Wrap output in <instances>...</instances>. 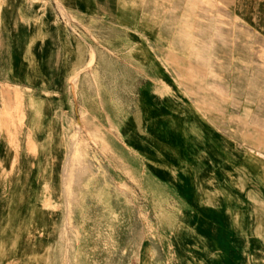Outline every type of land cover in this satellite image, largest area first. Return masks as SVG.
<instances>
[{
  "label": "crops",
  "instance_id": "0c3cea01",
  "mask_svg": "<svg viewBox=\"0 0 264 264\" xmlns=\"http://www.w3.org/2000/svg\"><path fill=\"white\" fill-rule=\"evenodd\" d=\"M82 123L102 144L79 145ZM128 170L136 201L200 220L198 246L170 226L160 241L151 207L136 264H185L179 248L207 245L214 264L223 249L228 264H264V0H0V264L86 259L73 235L102 205L127 215Z\"/></svg>",
  "mask_w": 264,
  "mask_h": 264
},
{
  "label": "rangeland",
  "instance_id": "374dc122",
  "mask_svg": "<svg viewBox=\"0 0 264 264\" xmlns=\"http://www.w3.org/2000/svg\"><path fill=\"white\" fill-rule=\"evenodd\" d=\"M62 15H65L64 12L59 9ZM224 19L230 20L229 10L223 9ZM240 33L243 31V27L239 26ZM224 30H229V28L224 25ZM241 75V74H240ZM251 78L250 84H257L256 79H253L255 74H248ZM242 76L246 77L247 74H243ZM228 79H230V74H227ZM138 74H128V88L127 92V105L126 113L131 114L135 113L136 105H135V89L133 87L134 80H137ZM248 80L241 81V84L247 85ZM240 88L239 95L240 96H261L262 88ZM230 90H228V93ZM116 108V113H119V106H112V110ZM172 128L176 129L182 125V122L174 120L172 123ZM90 127V126H89ZM96 129L100 128L97 125L94 126ZM119 131L121 134L128 133L127 126L121 123L119 125ZM80 136H79V145H98L102 144V139L97 136L92 135L89 131L88 126L85 123L80 125ZM126 130V131H125ZM161 132V131H160ZM161 138L166 139L161 134L159 135ZM127 136H123V139H127ZM71 137L68 135L66 137V145H69L71 142ZM92 157L97 161L98 158L95 155ZM80 160L85 165V160L87 159V155L83 154V157L80 156L75 158ZM100 172H103V169H99ZM165 173L166 170H161ZM127 171V177L131 185L122 186L127 191L126 200L123 201L127 206V215L125 217H120L118 215V211L114 210V207H103V202L97 201L96 204L102 205V210H96L93 217H89L91 227L89 233H76L74 234V238H78V241H82L88 239L89 246L88 249L80 250L81 252H85L86 259H82L80 256L79 264H136V254L137 247L139 242L146 237L147 234L151 235V216H150V208L152 207L154 218L153 220L158 222L159 224V238L160 241L165 240L166 237V226H170L173 229V233L171 238L175 241L176 245L181 246L184 243L189 244L190 246H198V242L201 239L200 234L195 231L200 229V220L197 217L188 216L185 210L179 208L176 202H172L168 204L166 200L159 201H144L138 202L135 200V188L142 190L139 184H134L136 181L134 177V173ZM136 175V174H135ZM139 177V174L136 175ZM108 187V186H107ZM165 192V189H164ZM170 207L171 213L174 210V216H165V212L167 207ZM179 210V211H178ZM87 217L83 216L82 221L80 222V230H85ZM121 222V225H119ZM146 231H143L144 229ZM195 229V230H194ZM193 242V245L190 243ZM100 246L104 247L103 254L101 253ZM189 260L185 264H190L191 261H195V264H199V257L206 258V264H214L215 260V250L214 248H209L207 245L204 248H192L190 252L187 250H183L179 248ZM178 251V250H177ZM228 250H222L223 261L228 264L229 262V253ZM188 252V253H187ZM179 253V251L177 252ZM84 260V262H82Z\"/></svg>",
  "mask_w": 264,
  "mask_h": 264
},
{
  "label": "bare ground",
  "instance_id": "6f19581e",
  "mask_svg": "<svg viewBox=\"0 0 264 264\" xmlns=\"http://www.w3.org/2000/svg\"><path fill=\"white\" fill-rule=\"evenodd\" d=\"M252 158V157H251ZM258 158V157H257ZM256 158V159H257ZM253 160H254V158H252ZM241 163V162H240ZM259 164V163H258ZM244 165V164H243ZM246 166V165H245ZM247 166H249V165H247ZM259 169V168H258ZM252 172V171H251ZM262 173V172H261ZM253 174V173H252ZM262 174H264V173H262ZM251 178V177H250ZM252 179V178H251ZM161 185H163V184H161ZM161 185H159L158 187H157V192L160 194L161 192H164V189H162V188H164L163 186H161ZM166 186V185H165ZM150 188V187H149ZM153 190H155V189H153ZM229 217V216H228ZM222 218V217H221ZM237 220H239V219H237ZM247 221V220H246ZM233 223V222H232ZM222 224H224V223H222ZM217 225V224H216ZM243 226V225H242ZM230 227H231V225H230ZM241 228H243V227H241ZM231 229V228H230ZM226 230H228V229H226ZM230 231V230H229ZM234 231H236L235 229H234ZM76 234V233H75ZM213 238V237H212ZM231 243V242H230ZM225 253H228L227 251L225 252ZM235 253V252H234ZM240 253V252H239ZM243 256V255H242ZM244 257V256H243Z\"/></svg>",
  "mask_w": 264,
  "mask_h": 264
}]
</instances>
